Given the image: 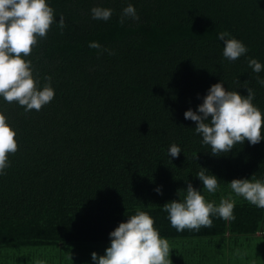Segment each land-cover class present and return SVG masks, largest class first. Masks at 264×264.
<instances>
[{"label":"trees","instance_id":"trees-1","mask_svg":"<svg viewBox=\"0 0 264 264\" xmlns=\"http://www.w3.org/2000/svg\"><path fill=\"white\" fill-rule=\"evenodd\" d=\"M47 2L55 22L25 59L39 87L51 77L55 97L28 112L0 97L18 141L0 175V264H95L92 252L103 255L110 233L137 208L168 239L170 264H249L241 251L264 234V209L232 193L234 219L213 215L211 228L182 232L162 209L188 182L219 204L231 180L264 179V140L214 156L184 117L221 81L242 95L252 88L264 112V69L248 64L264 65V0ZM130 3L139 19L122 26ZM97 6L112 9L111 18L93 19ZM222 31L247 53L226 59ZM173 144L178 158L168 154ZM201 167L218 177L216 193L203 189Z\"/></svg>","mask_w":264,"mask_h":264},{"label":"clouds","instance_id":"clouds-1","mask_svg":"<svg viewBox=\"0 0 264 264\" xmlns=\"http://www.w3.org/2000/svg\"><path fill=\"white\" fill-rule=\"evenodd\" d=\"M91 13L93 19L107 21L113 10L97 6ZM127 19H139L131 3L122 10L118 23L123 26ZM54 22V9L47 0H0V97L8 103H18L26 112L41 110L55 97L51 77H46L48 82L39 87L32 62L25 59L38 40L47 37ZM58 26L61 30L65 27L63 16ZM218 38L224 41L223 56L228 60H237L248 51L227 31L220 32ZM89 47L101 49L98 41L90 42ZM109 54L114 53L109 51ZM248 64L255 73L264 69L255 58L249 59ZM257 82L264 86V79L258 78ZM254 97L255 92L250 87H247V95H242L237 90L226 89L221 81L210 87L197 110L188 109L184 117L196 122L195 132L202 136L204 145L210 146L212 155L228 154L245 141L255 145L264 140V112L253 103ZM16 137V130L0 111V175L9 167V155L18 151ZM180 152L181 149L173 144L168 154L178 158ZM208 173V169L201 167L195 175L203 182V189L214 194L220 187L219 179ZM229 187L231 192L221 196L216 204L188 182L185 189L178 190L179 198L165 203L162 210L168 214L171 226L182 232L211 228L213 215L224 220L234 219L232 193L264 209V179H257L255 175L251 179L236 178L229 182ZM155 191L163 194L161 187ZM128 217L110 233L111 243L103 255L92 252V261L95 264H170L169 241L161 236L149 212L137 208L135 214Z\"/></svg>","mask_w":264,"mask_h":264},{"label":"rangeland","instance_id":"rangeland-1","mask_svg":"<svg viewBox=\"0 0 264 264\" xmlns=\"http://www.w3.org/2000/svg\"><path fill=\"white\" fill-rule=\"evenodd\" d=\"M243 258L249 264L264 263V234L255 235L252 239L244 245L241 251Z\"/></svg>","mask_w":264,"mask_h":264}]
</instances>
